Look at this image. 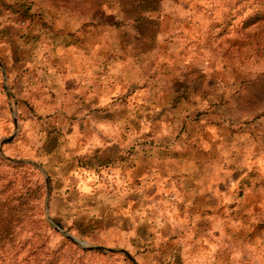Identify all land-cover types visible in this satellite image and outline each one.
<instances>
[{
  "label": "rangeland",
  "instance_id": "obj_1",
  "mask_svg": "<svg viewBox=\"0 0 264 264\" xmlns=\"http://www.w3.org/2000/svg\"><path fill=\"white\" fill-rule=\"evenodd\" d=\"M255 1L0 0V201L2 183L36 187L20 214L42 224V258L133 264L82 252L57 225L140 264H264V21L244 24ZM140 160L178 212L157 245L123 213Z\"/></svg>",
  "mask_w": 264,
  "mask_h": 264
},
{
  "label": "trees",
  "instance_id": "obj_2",
  "mask_svg": "<svg viewBox=\"0 0 264 264\" xmlns=\"http://www.w3.org/2000/svg\"><path fill=\"white\" fill-rule=\"evenodd\" d=\"M255 4L256 7L248 12L244 20V24L246 23V25L259 20L264 21V0H256ZM142 8L150 9L146 5H143ZM140 18L143 19V17ZM8 183L10 182H7V184L2 183L1 185L2 189H5L6 194L4 195V199L0 201V249L5 250L7 248V250L10 249L14 253V260L11 264H21L22 260L24 261L22 264H35L36 262L33 263L34 261H37L38 264V262L40 263L45 259L46 264H51L52 258L49 255L46 254V257L42 258V248H45L44 241H46L41 237L43 235L41 233L42 224H38L40 222H36L34 219L24 221V218L20 214L25 205L24 195L29 194L30 188H27L25 192L9 190ZM30 191H36V187L35 189H30ZM33 198L36 200L38 197L34 195ZM41 221L44 223V219ZM46 224L49 225L48 223ZM80 249L82 252L107 254V252L84 247H80ZM19 255L21 256L20 263L16 261Z\"/></svg>",
  "mask_w": 264,
  "mask_h": 264
},
{
  "label": "crops",
  "instance_id": "obj_3",
  "mask_svg": "<svg viewBox=\"0 0 264 264\" xmlns=\"http://www.w3.org/2000/svg\"><path fill=\"white\" fill-rule=\"evenodd\" d=\"M147 157L149 156L145 158ZM143 163L144 161L140 160L135 168L127 170L130 185L136 191L131 192L129 196H124L123 201L128 204L125 208L123 207V213L136 210L146 226L154 230L152 235L155 240L153 242L157 245L158 240L173 237L169 229L174 226L173 221L177 219L178 212L174 206L175 203L170 205L161 197V194L167 191L168 184L163 183L159 170L150 164L142 165Z\"/></svg>",
  "mask_w": 264,
  "mask_h": 264
},
{
  "label": "water",
  "instance_id": "obj_4",
  "mask_svg": "<svg viewBox=\"0 0 264 264\" xmlns=\"http://www.w3.org/2000/svg\"><path fill=\"white\" fill-rule=\"evenodd\" d=\"M10 138H12V136H10ZM55 227H57L59 229V231L61 233H63V235L65 237L70 239L72 242H74L78 246L88 248V249H92V250L101 251V252H119V253H122L125 256H127L133 262V264H140L136 260V258L125 248L112 247V246H107V245H103V244L90 243L85 239H81V238L76 237L75 235L69 233L68 231H66L64 229H60L57 225H55Z\"/></svg>",
  "mask_w": 264,
  "mask_h": 264
}]
</instances>
